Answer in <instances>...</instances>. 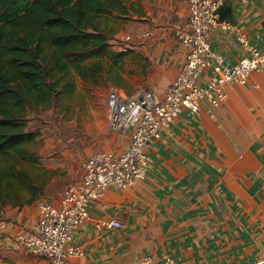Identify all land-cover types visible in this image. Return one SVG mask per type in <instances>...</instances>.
Returning a JSON list of instances; mask_svg holds the SVG:
<instances>
[{
	"label": "crops",
	"instance_id": "obj_1",
	"mask_svg": "<svg viewBox=\"0 0 264 264\" xmlns=\"http://www.w3.org/2000/svg\"><path fill=\"white\" fill-rule=\"evenodd\" d=\"M125 2L129 13L135 11L133 2ZM139 4L130 34L139 42L138 71L143 84L163 97L189 49L175 35L186 29L188 3ZM217 14L219 24L209 39L224 63L234 65L249 55L240 33L248 45L264 48V0H227ZM211 75L207 71L205 79ZM224 91L220 105L204 100L199 113L184 108L151 139L145 179L128 189H108L89 203V217L72 241L82 254L67 264H138L144 256L151 264H264V71ZM125 138L117 150L126 147ZM39 204L8 206L0 215L6 221L0 264H46L17 239L38 221ZM113 218L122 225L97 226Z\"/></svg>",
	"mask_w": 264,
	"mask_h": 264
},
{
	"label": "built area",
	"instance_id": "obj_2",
	"mask_svg": "<svg viewBox=\"0 0 264 264\" xmlns=\"http://www.w3.org/2000/svg\"><path fill=\"white\" fill-rule=\"evenodd\" d=\"M227 0H186L188 21L186 29L175 31L176 37L189 46L186 59L163 97L151 88L127 93L114 87L106 97L109 128L127 137L126 147L120 150L95 149L83 162L81 176L68 185L60 204L41 202L39 219L30 231L19 234L18 241L46 260V264H67L70 257L82 254L73 241L74 231L89 217L88 206L104 197L108 189L124 190L146 177L148 157L146 147L161 130L172 123L187 108L201 110L208 100L220 105L226 98L225 87L245 83L252 72L264 71V48L248 45L240 33L249 55L234 65L224 63L223 55L210 44V34L219 24L218 10ZM223 27H228L227 24ZM148 35V34H146ZM127 40L131 36H126ZM207 71L212 75L205 79ZM119 219L101 220L98 227H120ZM6 221L0 220V229ZM144 256L138 264H151Z\"/></svg>",
	"mask_w": 264,
	"mask_h": 264
},
{
	"label": "trees",
	"instance_id": "obj_3",
	"mask_svg": "<svg viewBox=\"0 0 264 264\" xmlns=\"http://www.w3.org/2000/svg\"><path fill=\"white\" fill-rule=\"evenodd\" d=\"M114 13H129L125 0H0V215L46 193L48 183L35 184L14 164L35 161L27 113L73 92L72 75L97 80L103 59L113 57L114 32L103 17Z\"/></svg>",
	"mask_w": 264,
	"mask_h": 264
},
{
	"label": "rangeland",
	"instance_id": "obj_4",
	"mask_svg": "<svg viewBox=\"0 0 264 264\" xmlns=\"http://www.w3.org/2000/svg\"><path fill=\"white\" fill-rule=\"evenodd\" d=\"M127 1L135 4V11L131 10L127 16L114 13L110 19L103 17L104 21L109 20V29L114 32L110 38L113 57L103 59L104 71L97 80L72 75L73 92L61 94L47 108L37 107L27 113L28 130L33 135L27 147L35 161L14 163L10 159L8 163L16 164V169L25 171L35 184L48 183L46 193L35 203H54L62 197L66 187L81 176L88 152L117 150L125 144V134L112 131L108 119L104 120L105 113L108 116L104 101L114 87L130 94L147 88L138 71L135 47L139 42L136 38L134 41L126 39L136 30L140 0ZM120 52L124 53L122 57L118 55ZM114 58L119 59L115 62ZM17 193L29 197L27 190L21 187Z\"/></svg>",
	"mask_w": 264,
	"mask_h": 264
}]
</instances>
